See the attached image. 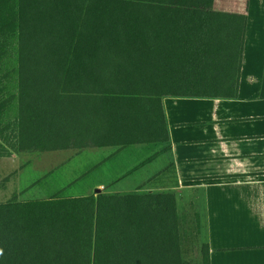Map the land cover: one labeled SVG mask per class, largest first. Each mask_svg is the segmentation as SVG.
I'll use <instances>...</instances> for the list:
<instances>
[{
    "label": "trees",
    "instance_id": "obj_1",
    "mask_svg": "<svg viewBox=\"0 0 264 264\" xmlns=\"http://www.w3.org/2000/svg\"><path fill=\"white\" fill-rule=\"evenodd\" d=\"M19 22L25 150L109 140L149 116L154 97L238 96L246 14L151 0H20ZM0 264L195 263L182 257L176 194L167 191L0 204Z\"/></svg>",
    "mask_w": 264,
    "mask_h": 264
},
{
    "label": "crops",
    "instance_id": "obj_2",
    "mask_svg": "<svg viewBox=\"0 0 264 264\" xmlns=\"http://www.w3.org/2000/svg\"><path fill=\"white\" fill-rule=\"evenodd\" d=\"M151 1L247 15L238 96L154 97L109 140L25 150L20 0H0V204L173 191L185 261L264 264V0Z\"/></svg>",
    "mask_w": 264,
    "mask_h": 264
},
{
    "label": "rangeland",
    "instance_id": "obj_3",
    "mask_svg": "<svg viewBox=\"0 0 264 264\" xmlns=\"http://www.w3.org/2000/svg\"><path fill=\"white\" fill-rule=\"evenodd\" d=\"M82 187H80V183L78 184V185H75L73 188H75V189H77V190H79V191H85V190H87V185L85 184V185H81ZM80 188H81V190H80Z\"/></svg>",
    "mask_w": 264,
    "mask_h": 264
}]
</instances>
